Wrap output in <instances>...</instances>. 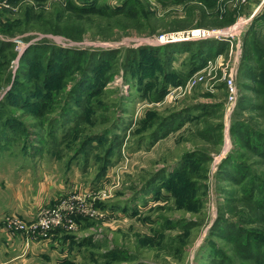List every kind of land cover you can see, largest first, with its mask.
Wrapping results in <instances>:
<instances>
[{"label":"rangeland","instance_id":"1","mask_svg":"<svg viewBox=\"0 0 264 264\" xmlns=\"http://www.w3.org/2000/svg\"><path fill=\"white\" fill-rule=\"evenodd\" d=\"M248 32L264 52V0H0V40L11 42L0 51V264H264L224 238L237 227L264 235L259 211L239 214L250 176L230 159L264 178V158L241 147L245 133L233 130L240 121L264 132L249 110L261 99L249 90L257 86L249 69L259 70L250 53L244 59ZM171 35L173 43L158 41ZM202 41L225 45L186 87L200 70L192 57ZM168 44L165 80L125 60L135 53L149 65L146 55L156 50L155 68ZM32 46L36 58L22 61ZM67 51L88 53L81 59L90 64L68 68L75 58ZM222 68L237 79L228 113ZM157 126L158 139L141 138ZM58 184L65 190L53 200ZM75 193L98 197L96 217H79L72 231L48 238L10 233V222L29 225ZM28 199L42 207L26 221L12 211ZM9 242L23 244L17 258Z\"/></svg>","mask_w":264,"mask_h":264},{"label":"trees","instance_id":"2","mask_svg":"<svg viewBox=\"0 0 264 264\" xmlns=\"http://www.w3.org/2000/svg\"><path fill=\"white\" fill-rule=\"evenodd\" d=\"M213 4H214V2H210L208 7L212 6ZM7 33H8L7 35L13 34L11 30ZM250 34H251L250 32L247 33V36L245 37L246 39L244 41L245 46H246V44L249 43L248 44L249 50L247 49L248 51L246 52L244 59L248 60V54L250 53L251 58H253V62L256 64L259 71L253 72L251 69H249L250 75H247V76H249L248 78H251L252 80H254L256 82V85H257L256 87L249 88V90L254 95H256L258 98H260L261 102L255 104V105H254V103L251 104L249 107V110L253 109L257 113H259L261 119L264 121V52H263V48H261L257 45L254 38L249 36ZM204 40H206V39H204ZM200 44H201L200 48H198L197 51L194 52V54H193L194 57H192L193 60H196V61L199 60L197 62L198 63L197 69H200L206 63L207 59H211L212 57L219 55L220 50L225 45L224 43L218 44V45L213 43L210 45L208 43V41H202V42H200ZM2 45L11 46V42L0 40V51L3 50ZM186 45H188V44H186ZM169 47L173 48V46H171V44L170 45L168 44V46L165 47L164 51H165L166 55L164 57L163 63H156L155 68H153V66L151 64H153V62L155 63V61H157L156 58H158L159 52H157L156 50L154 52H150L146 55V56H148L147 60H150L149 65H146L144 63V61H143L144 56L143 55H139L135 60V56H134L135 53L128 54L125 57V60L131 61L132 59H134V62L135 61L138 62V64H139L138 68L140 70L142 68L143 69L148 68L149 69L148 71H150V73H154V72L158 71L160 73V75H162V77L165 80L167 78V76L164 73H167L166 68L169 65L170 55H171V53H173V52L170 53ZM36 48L37 47L32 46L29 49H27L26 51L24 50V52L22 53V55H24V58H22V61L25 58L29 59V60L35 59L36 58L35 56H33L32 58H29V57H30V55H37V53H36L37 49ZM156 48L157 47H155L154 49H156ZM43 53H46V51ZM67 53L69 55L74 56V58H75V60L70 65L66 61V63H67L66 66L68 68H69V66H77V64L79 62H82L83 60H84V62L82 63L83 67L90 64L89 58H87V56H85V58L83 60L81 59L84 55L88 54L86 52L67 51ZM107 55H111V53H107ZM98 56H99V54H95V53L90 54V57L92 58V61H94V62L100 60V57H98ZM53 59L55 60V58H53ZM52 63L54 64L55 61H52ZM56 75L62 76V73L56 74ZM9 76H10V73H9ZM156 76H158V75H156ZM82 82H84V83L89 82V79L85 78V80ZM162 82H164V81H162ZM169 83H170V81H168L167 83H162L159 85V87H160V91H159V95H158L159 99H162L163 96L165 95V90L167 89L166 86H168ZM178 83L179 82L177 81L175 84L178 85ZM4 87L5 86H3L1 89H3ZM20 91H22L24 93H30L31 88L30 87L29 88H27V87L20 88ZM9 92H11V95H12V92H14V90L11 88ZM11 95L9 94L8 98H10ZM159 101L160 100H155L154 102L157 103ZM250 103H251V101L246 100L245 103H243V105H245V108L244 107L243 108L241 107V108L246 109ZM261 119H258L261 121L260 124H262ZM239 122H237L236 125L235 124L233 125V127L235 126L233 128V130L240 131V134L245 133V139H244L241 147L248 146V148L253 153H256L261 158H264V132L257 130V129H253L252 127H250L249 125H247L244 122H241V124ZM158 126H160V125H158ZM158 126L154 129V131L151 132L150 135H148V137L147 136L142 137V135H140L141 138L158 139L159 136L162 134L160 131L161 127H158ZM141 138H139V139H141ZM243 156L244 155H240V157H243ZM190 157H194V156H190ZM229 157H231V156H229ZM230 159H232L235 162L234 171L238 172L239 174H241V173L243 175L245 174L246 180L248 178V175L250 176L248 182H244V179H236L235 180L236 183L244 182V185L242 186V189H241L240 198L237 199V201H236L237 203H240L243 205V207H240V209H239V210H241V212H239V214H243L244 217H247L248 212H253L256 214V211H259L264 216V178H260L256 175L252 174L250 172V170L248 168H246L247 164L242 163L243 160H239L237 157H235V158L231 157ZM185 161H186V159H185ZM242 168H244V170ZM244 219H246V218H244ZM235 230H236V232H234ZM224 238L226 241H230L232 245L234 244L233 250H235L236 253L238 252V250H239V252H243V251L245 252V254H244L245 256L243 258H248L251 260L253 259V261L255 263L264 261V240L260 239V238L264 239V235H262L261 233H259V234L256 233L255 236H251L250 232L245 233L242 231L241 228L237 227L236 229H234L230 233H229V229L227 231H225V237ZM220 256L222 257V260L225 259V257L223 256L222 253L220 254ZM228 262H230V261L228 260Z\"/></svg>","mask_w":264,"mask_h":264},{"label":"built area","instance_id":"3","mask_svg":"<svg viewBox=\"0 0 264 264\" xmlns=\"http://www.w3.org/2000/svg\"><path fill=\"white\" fill-rule=\"evenodd\" d=\"M196 33L204 38L210 36L207 32H199L196 30ZM192 35L194 36V33ZM187 39H189V37ZM158 41L160 43H173L176 39L174 35H171L166 37V39L165 37H160ZM206 65L207 61L199 71L189 77L186 87H191L193 84L198 82L196 79L197 76L203 74L209 67H211V63H209L207 67ZM222 73L224 74L225 87L227 88L228 93L227 101L230 103V105L226 108L228 113L230 112L232 105L238 100L237 79L235 73L226 76V69H223ZM180 90H182V86H177L174 92H178ZM102 197H105V195ZM97 198L98 197L91 196V194L77 195V193H75L68 195L67 197L60 199L54 206L42 210L37 219L29 225L22 222H10V233L12 235L19 234L24 238H28L31 235L48 238L50 234L58 230L72 231L76 226L75 221L77 218L95 216L94 204L96 203Z\"/></svg>","mask_w":264,"mask_h":264},{"label":"crops","instance_id":"4","mask_svg":"<svg viewBox=\"0 0 264 264\" xmlns=\"http://www.w3.org/2000/svg\"><path fill=\"white\" fill-rule=\"evenodd\" d=\"M44 181V179H41ZM47 185H50V184H47ZM58 187H60L59 189H57L58 191H56V189H53L51 187V192H52V195L51 197L53 198V200H55L59 194H61V192H63L65 189L61 188V185L58 184ZM30 188L28 187L27 190H29ZM34 191V189H33ZM54 191V192H53ZM57 192V193H56ZM34 193V192H33ZM45 198H47L46 196L44 197V203H48L50 201H47ZM50 200V199H49ZM46 201V202H45ZM25 208V209H22ZM42 206L38 207V205H36L35 203H31V200L28 199L26 202H23L21 203L16 210H13L12 211V214H16L17 216H19L20 218L22 217L23 220H31L32 218H34L36 216V213H37V210L39 211V209L41 208ZM13 236H17V235H13ZM21 236V235H20ZM22 237V236H21ZM24 238V237H22ZM10 243V247H9V250H10V257L11 258H17L18 256H11L13 251H15L16 249H20L23 244L22 243H19V244H12V242H9ZM7 249L5 251V253H7Z\"/></svg>","mask_w":264,"mask_h":264},{"label":"bare ground","instance_id":"5","mask_svg":"<svg viewBox=\"0 0 264 264\" xmlns=\"http://www.w3.org/2000/svg\"><path fill=\"white\" fill-rule=\"evenodd\" d=\"M196 32V31H195Z\"/></svg>","mask_w":264,"mask_h":264}]
</instances>
